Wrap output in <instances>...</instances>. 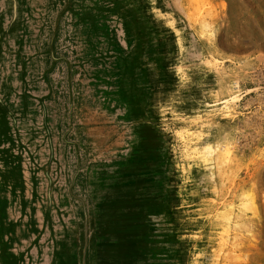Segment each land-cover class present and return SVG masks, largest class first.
Masks as SVG:
<instances>
[{
    "label": "rangeland",
    "instance_id": "obj_1",
    "mask_svg": "<svg viewBox=\"0 0 264 264\" xmlns=\"http://www.w3.org/2000/svg\"><path fill=\"white\" fill-rule=\"evenodd\" d=\"M0 264H264V0H0Z\"/></svg>",
    "mask_w": 264,
    "mask_h": 264
}]
</instances>
